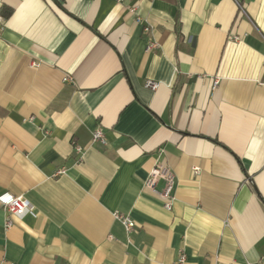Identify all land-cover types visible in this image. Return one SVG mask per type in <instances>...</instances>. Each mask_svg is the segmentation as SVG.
<instances>
[{
    "label": "crops",
    "instance_id": "1",
    "mask_svg": "<svg viewBox=\"0 0 264 264\" xmlns=\"http://www.w3.org/2000/svg\"><path fill=\"white\" fill-rule=\"evenodd\" d=\"M237 2L0 0V198L31 208L0 205V264H264V0Z\"/></svg>",
    "mask_w": 264,
    "mask_h": 264
},
{
    "label": "built area",
    "instance_id": "2",
    "mask_svg": "<svg viewBox=\"0 0 264 264\" xmlns=\"http://www.w3.org/2000/svg\"><path fill=\"white\" fill-rule=\"evenodd\" d=\"M237 1L238 0H236V3L239 7V10L243 12L242 6ZM2 31H3V24L0 19V33ZM238 40H239L238 37H234V41H238ZM150 47L151 45L149 46V48ZM32 65L36 66L37 64L33 63ZM64 80L67 81V78H65ZM145 85L146 87L152 90L158 87L157 84L151 80H147ZM90 143L91 144L99 143L102 145L106 144V138L104 137V134L102 133L101 130L99 129L93 130L91 134ZM74 150L79 154H81L83 151L82 148L79 146H74ZM197 171H198L197 169L194 170L195 173H197ZM159 181L163 183V186L160 190L156 188V185ZM144 185L148 190L151 191V193H153L157 197H160V199L163 202L164 209H166L167 211L171 210L174 201V194H173L174 175L168 167H166L165 165L162 166L157 165L154 168H152L148 172ZM0 205L4 210V212H6V214L10 217L11 216L21 217L23 215L25 216V214L30 212L31 209L29 202L23 196H10V195L2 196L0 198ZM114 218L120 222V224L122 225V227L124 228L127 234H130L134 231L136 226L134 221L129 216L115 214ZM10 225H11V221L10 219H7L5 223L6 229L9 228ZM184 261H185V256L182 255L177 259L176 264H184Z\"/></svg>",
    "mask_w": 264,
    "mask_h": 264
},
{
    "label": "trees",
    "instance_id": "3",
    "mask_svg": "<svg viewBox=\"0 0 264 264\" xmlns=\"http://www.w3.org/2000/svg\"><path fill=\"white\" fill-rule=\"evenodd\" d=\"M1 12L4 13V14H9V10H4L3 9Z\"/></svg>",
    "mask_w": 264,
    "mask_h": 264
}]
</instances>
